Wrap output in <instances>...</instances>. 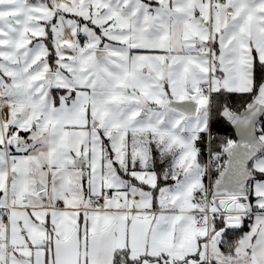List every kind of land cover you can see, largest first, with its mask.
<instances>
[{"label":"snow or ice","instance_id":"obj_1","mask_svg":"<svg viewBox=\"0 0 264 264\" xmlns=\"http://www.w3.org/2000/svg\"><path fill=\"white\" fill-rule=\"evenodd\" d=\"M0 264H264V0H0Z\"/></svg>","mask_w":264,"mask_h":264},{"label":"trees","instance_id":"obj_2","mask_svg":"<svg viewBox=\"0 0 264 264\" xmlns=\"http://www.w3.org/2000/svg\"><path fill=\"white\" fill-rule=\"evenodd\" d=\"M222 134H223V135H232V132H231V130L229 129L227 132H223Z\"/></svg>","mask_w":264,"mask_h":264}]
</instances>
